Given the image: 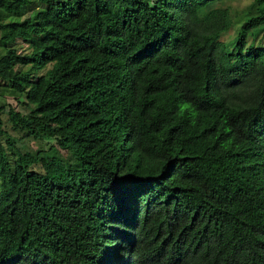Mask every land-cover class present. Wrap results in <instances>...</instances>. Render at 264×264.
<instances>
[{"label": "trees", "instance_id": "obj_1", "mask_svg": "<svg viewBox=\"0 0 264 264\" xmlns=\"http://www.w3.org/2000/svg\"><path fill=\"white\" fill-rule=\"evenodd\" d=\"M235 1L0 0V264H264V0Z\"/></svg>", "mask_w": 264, "mask_h": 264}, {"label": "rangeland", "instance_id": "obj_2", "mask_svg": "<svg viewBox=\"0 0 264 264\" xmlns=\"http://www.w3.org/2000/svg\"><path fill=\"white\" fill-rule=\"evenodd\" d=\"M252 0H237L233 3V5L235 7H239V8H242V7H245L246 5L250 4ZM2 104H6V105H12V106H15L16 105V102L14 101V99L12 98H1L0 99V105ZM29 145V144H28ZM31 146V145H30ZM29 146V147H30ZM32 147L35 148L34 144L32 145Z\"/></svg>", "mask_w": 264, "mask_h": 264}]
</instances>
